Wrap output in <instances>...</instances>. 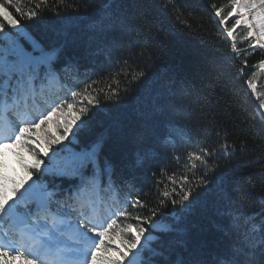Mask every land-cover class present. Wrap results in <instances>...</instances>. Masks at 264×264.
I'll list each match as a JSON object with an SVG mask.
<instances>
[{
    "label": "trees",
    "instance_id": "16d2710c",
    "mask_svg": "<svg viewBox=\"0 0 264 264\" xmlns=\"http://www.w3.org/2000/svg\"><path fill=\"white\" fill-rule=\"evenodd\" d=\"M66 2L76 7L60 6L59 14L46 9L33 20L16 16L45 51L59 49L54 64L59 83L52 85L51 98L70 101L71 91H79L92 81H108L122 68L129 76L117 78L120 99L106 102L101 95L100 106L91 108L77 124L80 127L76 125L73 136L62 144L73 145L70 150L78 153L91 150L102 140L98 162L101 168L111 165V181L119 201L139 196L149 206L158 202V191L163 188L161 184L158 189L155 181L167 183L168 175L176 173L178 177L184 171L175 156L183 161L190 151L217 149V168L210 176L225 174L232 200L201 198L186 221L184 244H174L176 258H190L204 245L201 258L212 264L226 243L216 225L232 230L231 215L226 213L243 214L240 231L246 227L243 217L256 214L257 222L264 218V117L258 108L264 99V72L253 67L264 60V50L247 55L248 68L240 72L245 56L231 51L223 32L224 27H232L236 17L220 25L211 7L221 8L226 16L231 11L230 0H173L166 9L162 4L167 0ZM23 7L27 11L30 0H23ZM6 31L13 30L6 27ZM246 32L244 25L234 32L240 49L248 46L249 41L241 42ZM13 41L23 42L31 50V44L20 35L0 37V49L10 48ZM139 71L146 74L143 82L128 85L130 74ZM249 78L257 86L256 93L246 83ZM125 87L129 88L127 95ZM224 142L237 146L232 154L220 155ZM161 169L166 172L162 174ZM82 171L84 180L92 176L91 165ZM42 179L51 187L60 186L56 191L61 197L81 184L80 177L45 175ZM107 183V176H102L100 195L113 204V192L103 191ZM128 210L139 209L129 206ZM172 210L169 205L162 209L165 215L156 219L171 222ZM156 234L165 242L175 235ZM161 259L154 258L156 264Z\"/></svg>",
    "mask_w": 264,
    "mask_h": 264
},
{
    "label": "snow or ice",
    "instance_id": "6c2138e0",
    "mask_svg": "<svg viewBox=\"0 0 264 264\" xmlns=\"http://www.w3.org/2000/svg\"><path fill=\"white\" fill-rule=\"evenodd\" d=\"M170 3L173 0H167L162 7L166 9ZM60 6L76 7L66 0H53L51 4L49 0L34 3L30 0L25 11L23 0H0V37L20 35L31 44V51L14 41L10 48L0 49V264H156V257L162 258L159 264H209L201 258L204 245L191 253L190 258H176L174 244H184L186 221L202 202L201 198L216 196L229 203L232 200L225 174L210 176L217 168L214 162L218 158L217 149L190 151L183 161L179 155L175 156L184 171L178 177L176 173L168 175L167 183L155 181L158 189L161 184L163 188L158 191V202L149 206L139 196L119 201L111 181V165L106 163L101 168L98 162L102 140L91 150L78 153L62 144L73 125L91 108L100 106L101 95L106 102L120 99L117 78L123 75L127 79L129 73L122 68L108 81L86 83L83 89L71 91L70 101L58 96L51 98L52 85L59 83L54 70L59 49L45 51L28 36L16 16L33 20L46 9L57 12ZM230 6L226 16L221 8L211 7L220 25L236 16L232 27H224L223 32L231 51L245 56L240 68L244 73L248 68L247 55L264 50V0H230ZM181 23L191 27L186 21ZM241 24L247 29L241 42L249 41L245 49L238 48L234 34ZM253 67L264 72V60ZM130 75L128 85L142 83L146 76L143 71ZM246 83L256 93L253 79ZM123 91L127 95L129 88ZM258 108L264 117V99ZM57 145L60 147H54ZM236 147L224 142L219 153L230 155ZM89 165L92 176L84 180L82 170ZM165 172L161 169L162 174ZM36 174L37 179H33ZM45 175L80 177L81 184L61 197L58 191H49L42 179ZM102 176L108 178L103 191L113 192V204L100 195ZM261 200L264 201V196ZM169 205L173 209L172 221L157 220L158 215H165L162 209ZM129 206L139 210L129 211ZM226 214L231 215L232 230L216 225L226 243L212 264H264V218L257 222L256 214L243 217L246 227L240 231L243 214ZM156 233L175 235L165 242Z\"/></svg>",
    "mask_w": 264,
    "mask_h": 264
},
{
    "label": "rangeland",
    "instance_id": "374dc122",
    "mask_svg": "<svg viewBox=\"0 0 264 264\" xmlns=\"http://www.w3.org/2000/svg\"><path fill=\"white\" fill-rule=\"evenodd\" d=\"M241 25H243V24H241ZM24 31H25V32L28 34V36H30L31 39L33 40L32 36H31L26 30H24ZM21 37H23L24 39H26L24 36H21ZM26 41L29 42L27 39H26ZM20 45H22L25 49H27L23 42H20ZM27 50H28V49H27ZM29 51H31V50H29ZM54 119H55V117H54ZM60 120H61V123H63V118H60ZM79 122H80V121H77V124H78ZM77 124H76V125H77ZM76 125H73V129H72V131L69 133L68 138H70L71 136H73V134H74V132H75ZM53 130H55V127H54V126H53ZM65 141H66V140L62 141V143H64ZM57 146H59V145H57ZM57 146H54V147H57ZM68 149H73V145H68ZM38 182H39V181H38ZM45 184H46V183H45ZM46 185H47L49 191H56V190H59L58 187H60V186H58V185H56V186H52V187H51L49 184H46Z\"/></svg>",
    "mask_w": 264,
    "mask_h": 264
}]
</instances>
